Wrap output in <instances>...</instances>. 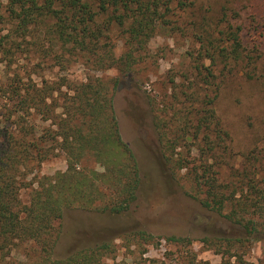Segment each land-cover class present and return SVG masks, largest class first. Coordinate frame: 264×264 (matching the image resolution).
<instances>
[{
	"label": "rangeland",
	"instance_id": "374dc122",
	"mask_svg": "<svg viewBox=\"0 0 264 264\" xmlns=\"http://www.w3.org/2000/svg\"><path fill=\"white\" fill-rule=\"evenodd\" d=\"M191 1L186 8L174 5L168 15L170 23L157 27L135 70L128 74L115 67L100 69L82 53L65 52L64 64H58L52 59L54 52L49 51L48 56L43 50L50 49L47 38L40 36L36 44L35 36L19 37L11 21L1 25V35L10 34V42L6 53L0 51V85L16 74L26 77L31 73L38 82L45 78L57 83L65 77L87 80L88 75L110 81L121 79L114 102L122 136L139 161L141 185L137 201L119 215L67 208L55 258L107 242L111 248L104 264H264V231L249 236L240 224L204 207L194 196L195 184L187 170H175L167 161L155 123L158 110L162 120L169 124L165 127L168 131L171 127L178 130L184 124L182 119L195 127V114L203 108L201 101L215 97L214 104L207 102V106L215 107L217 117L213 119L209 111L199 139L208 132L215 137L219 120L224 129L222 148L225 143L231 148V158L223 160L220 167L215 166L220 179L229 181L233 177L232 167H243L244 153L256 148L264 136V0ZM223 5L229 8L228 18L235 26L245 28L244 56L240 59L227 56L224 47L231 43L227 40L229 33L223 37L216 32L221 27L218 22L226 23L220 21L227 19L222 17ZM214 30L217 37L209 44L207 35ZM126 40L122 28L114 25L103 42H108L116 56L121 57L128 47ZM206 49L215 55L214 60L202 56ZM3 97L0 91V113L5 111ZM37 123L43 129L50 122L38 117ZM175 134L174 130L170 132L171 137ZM199 141L192 145L193 149ZM189 147L180 145L178 151L189 155ZM55 153L30 170L26 181L66 170V152L56 149ZM200 163L198 159L194 162ZM85 166L104 170L91 154H86L78 164L79 168ZM30 192L27 187L21 190L23 203L30 202ZM240 238L246 239L243 245L236 241ZM34 245L1 240L0 264H36Z\"/></svg>",
	"mask_w": 264,
	"mask_h": 264
},
{
	"label": "trees",
	"instance_id": "16d2710c",
	"mask_svg": "<svg viewBox=\"0 0 264 264\" xmlns=\"http://www.w3.org/2000/svg\"><path fill=\"white\" fill-rule=\"evenodd\" d=\"M191 2L0 0V51L6 53L10 42V34L1 35V25L11 21L19 37L35 36L36 44L40 36L47 38L51 42L50 49L43 50L48 56L51 55L49 51L54 52L52 59L58 64H64L65 52L82 53L100 69L115 67L120 73L128 74L135 70L141 52L147 48L157 27L170 23L168 15L174 5L186 8ZM227 9L226 5L222 6V17L227 19H220L227 24L218 22L221 27L216 32L223 37L229 33L227 40L231 43L224 48L229 53L227 56L231 54L236 60L244 56L245 28L235 26L232 18H228ZM114 25L121 27L127 38L128 47L121 57L116 56L108 42H103ZM214 33L215 30L207 35L209 44L217 37ZM202 56L215 59L209 49ZM62 80L53 83L42 78L38 82L32 73L26 77L16 74L0 85L4 96L2 108H5L0 113V241L32 242L36 264H104L106 252L111 248L107 242L64 258H55L54 253L67 208L119 215L129 211L137 201L141 185L139 161L122 136L114 102L121 79L110 81L88 75L87 80L72 81L68 77ZM201 102L203 108L195 114L198 116L195 127L182 119L184 124L177 127L178 130L171 127L168 131L165 127L169 124L155 109V123L166 159L175 170H187L195 184L194 196L204 207L240 224L249 236L263 232L264 136L256 148L244 153L243 167L233 166V177L229 181L221 180L215 166L220 167L223 160L231 158V148L227 143L222 148L224 129L219 120L215 137L208 132L199 139L209 111L213 119L217 117L215 107L207 106V102L214 104L215 97ZM38 117L50 122L48 127L41 129ZM172 130L176 132L174 137L170 135ZM211 131L215 132L212 128ZM198 140V147L193 149L192 145ZM180 145L190 146L189 155L178 151ZM56 149L66 152L68 168L26 181L29 171L56 154ZM86 154L95 157L104 170L79 168ZM197 159L200 165L194 164ZM24 187L31 188L29 203L21 199ZM236 241L243 245L246 239ZM239 258L243 260L242 255Z\"/></svg>",
	"mask_w": 264,
	"mask_h": 264
}]
</instances>
